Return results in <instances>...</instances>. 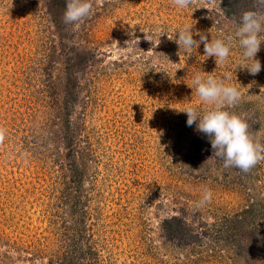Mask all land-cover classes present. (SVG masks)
<instances>
[{"label": "rangeland", "instance_id": "obj_1", "mask_svg": "<svg viewBox=\"0 0 264 264\" xmlns=\"http://www.w3.org/2000/svg\"><path fill=\"white\" fill-rule=\"evenodd\" d=\"M218 2L179 8L172 0H96L78 28L64 24L71 47L94 53L84 71L73 68L82 82L69 113L81 130L71 143L82 176L76 187L67 147L50 131L70 62L46 0H0V264H49L63 234L83 242L85 253L91 245L83 264L260 263L247 232H230L240 223L264 234V160L245 173L195 151L196 126L178 111L206 107L189 87L196 73L227 74L241 93L227 110L264 145V42L256 54L261 71L252 75L239 66L251 63L235 37L239 21ZM184 25L197 41L196 33L230 40L229 58L216 64L203 44L179 48L174 37ZM205 188L212 199L198 206ZM174 213L199 240L168 236L161 220Z\"/></svg>", "mask_w": 264, "mask_h": 264}, {"label": "clouds", "instance_id": "obj_2", "mask_svg": "<svg viewBox=\"0 0 264 264\" xmlns=\"http://www.w3.org/2000/svg\"><path fill=\"white\" fill-rule=\"evenodd\" d=\"M96 0H66V8L63 15L65 24H72L78 28L80 22L90 16L93 12V5ZM257 5L264 6V0H255ZM172 3L179 8H187L193 0H172ZM261 32H264V16L257 11L245 10L240 16L239 26L235 31L239 46L243 50L242 56L245 61L242 68L256 75L261 71V63L256 59L260 51ZM178 34L176 43L185 50L196 48L200 44L204 46V53L207 57H215L216 64H223L230 55V40L216 38L209 40L205 33L199 35V41L193 39L192 25H184L175 33ZM174 39L173 37H169ZM230 76L217 79L209 74L204 76L196 73L191 81L201 103L206 107L189 104L178 111L187 114V125H195L199 133L208 137L211 148L215 155L223 160L225 168L236 167L242 172L250 171L260 160H264V145L255 141L248 131L247 122L235 112L227 108L234 106L240 99L241 93L231 83H226ZM5 129L0 128V142L3 141ZM212 199L211 189L205 188L198 206L210 202Z\"/></svg>", "mask_w": 264, "mask_h": 264}, {"label": "trees", "instance_id": "obj_3", "mask_svg": "<svg viewBox=\"0 0 264 264\" xmlns=\"http://www.w3.org/2000/svg\"><path fill=\"white\" fill-rule=\"evenodd\" d=\"M47 7L51 14V19L55 25L57 30V34L59 36V48L61 52L65 54V59L70 63L68 64V71L66 73V80L68 82L66 91L59 97L60 103H62V107L59 108V112H55L51 121L50 131L55 135L59 136L60 140L66 145V154L69 157V166L70 170V182L74 183V186H79L81 179V172H78L79 164L75 161L74 158V150L71 148L72 140L77 133H80V129L76 127L74 121L70 118V112L73 110L74 102L78 101L79 92L76 89L80 84V89L82 87L81 80L78 83H75V74L73 72L74 67L84 68V66L88 63V61H92L94 58V53L90 49L80 48L76 49L75 47H71L66 39L63 37L64 33L63 26L64 20L63 15L66 8V0H46ZM218 6L220 11L225 17L234 18L237 21H240V16L245 10H253L257 11L259 14H264V6L257 5L255 0H219ZM71 51V52H69ZM84 71V69H83ZM80 74L82 71L79 72ZM77 82V81H76ZM82 97V96H81ZM84 99V97H83ZM84 103L87 101L83 100ZM86 105V104H85ZM51 116H48L47 119H50ZM193 146L192 148L197 151H210L213 152L211 148L210 140L207 136L202 133H199L197 130L193 135ZM216 156V155H215ZM217 157V156H216ZM220 159V158H218ZM222 160V159H220ZM71 187L69 188V190ZM68 193V192H67ZM63 197H68V195L63 194ZM85 212L80 211V220L84 222ZM82 218V219H81ZM161 226L163 230L168 234V236L174 238L180 243H192L194 241L199 240V231L194 229V226L188 222L181 214L174 213L167 215L162 218ZM84 228L83 224L80 227V231ZM233 229L230 232V237L240 235H245L247 232V237L252 242L253 246L258 250L260 263L264 264V234L257 233V226L254 228H250L239 223V225L232 227ZM67 238V241H66ZM247 238V239H248ZM75 241H70L69 237H65L63 234V238L60 239L58 245L53 248L51 254L52 256L49 258V264H83V259L85 260V254L88 256H92L93 253L91 245H87V253H85V249H83V242L81 244ZM94 250V249H93ZM41 256V255H40Z\"/></svg>", "mask_w": 264, "mask_h": 264}]
</instances>
